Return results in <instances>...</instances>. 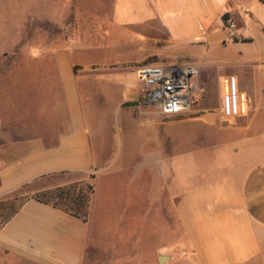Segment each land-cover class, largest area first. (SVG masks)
I'll return each mask as SVG.
<instances>
[{
  "label": "crops",
  "instance_id": "0c3cea01",
  "mask_svg": "<svg viewBox=\"0 0 264 264\" xmlns=\"http://www.w3.org/2000/svg\"><path fill=\"white\" fill-rule=\"evenodd\" d=\"M144 64L198 68L186 111ZM90 176L87 221L23 198L0 264H264V0H0V203Z\"/></svg>",
  "mask_w": 264,
  "mask_h": 264
},
{
  "label": "built area",
  "instance_id": "2783aa9c",
  "mask_svg": "<svg viewBox=\"0 0 264 264\" xmlns=\"http://www.w3.org/2000/svg\"><path fill=\"white\" fill-rule=\"evenodd\" d=\"M228 38L236 37L233 22L225 23ZM137 78L145 85L143 103L157 106L165 114H177L186 111L197 87L193 79L198 75V68L191 64L164 67L144 64L133 68ZM233 109L230 105L229 113Z\"/></svg>",
  "mask_w": 264,
  "mask_h": 264
},
{
  "label": "trees",
  "instance_id": "16d2710c",
  "mask_svg": "<svg viewBox=\"0 0 264 264\" xmlns=\"http://www.w3.org/2000/svg\"><path fill=\"white\" fill-rule=\"evenodd\" d=\"M93 191L92 184L72 182L50 187L24 199L32 198L36 201L62 210L74 217L87 221ZM16 209L17 208H15L9 216L3 220V222L7 221Z\"/></svg>",
  "mask_w": 264,
  "mask_h": 264
},
{
  "label": "rangeland",
  "instance_id": "374dc122",
  "mask_svg": "<svg viewBox=\"0 0 264 264\" xmlns=\"http://www.w3.org/2000/svg\"><path fill=\"white\" fill-rule=\"evenodd\" d=\"M32 1V0H31ZM12 11H10V15L9 17L12 18L14 17V13H13V9H11ZM31 14L30 16L28 14ZM6 15V14H5ZM6 15V16H7ZM32 18L33 17V10H28L27 11V18ZM31 31L27 30V33L29 32L30 34H33V28L31 26ZM28 44V42H27ZM30 44H33V42H31ZM17 66V63L15 64ZM32 66V64H30ZM13 77H15V80H21V76H19L17 73L15 75H12ZM25 80H30V81H33L34 78H35V75L33 74H26L25 75ZM47 76H44L43 75V80H46ZM92 178L93 176H90L88 177L87 179H77L75 182H83V183H88V184H92ZM65 180V178H62V177H52V178H44L30 186H27L25 188V193L24 195L22 194L23 192L21 191L18 195H15V198L13 199H9L7 201H3L2 203H0V223L3 222V220L6 218L7 215H9L15 208L16 206L19 204V202L22 201L23 198H27V197H30V196H33L35 195L37 190H40L41 187L42 188H46L47 186L51 185V184H54V183H59V182H63ZM93 186V184H92ZM93 195V194H92ZM91 199H92V196H91ZM90 203H91V200H90ZM90 207V205H89ZM107 211V209H106ZM88 215H89V211H88ZM106 217V215H105ZM105 220V221H104ZM108 220H111L110 218L106 217L105 219H102V221H104V224L103 226L104 227H109L110 226V221ZM93 233H94V228L93 226L90 228V236H89V243L91 242L92 240V237H93ZM128 239V237H127ZM120 243H128V242H120ZM96 258H99L98 255H96ZM98 260V259H96Z\"/></svg>",
  "mask_w": 264,
  "mask_h": 264
}]
</instances>
